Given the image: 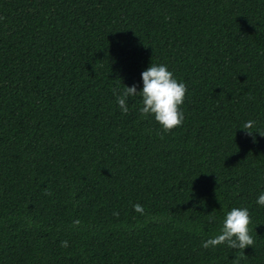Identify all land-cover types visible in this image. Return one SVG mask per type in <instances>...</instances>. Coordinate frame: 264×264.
Segmentation results:
<instances>
[{"label": "trees", "instance_id": "trees-1", "mask_svg": "<svg viewBox=\"0 0 264 264\" xmlns=\"http://www.w3.org/2000/svg\"><path fill=\"white\" fill-rule=\"evenodd\" d=\"M150 63L187 89L168 132L116 104ZM248 120L264 135V0H0V264H264ZM241 206L253 245L202 247Z\"/></svg>", "mask_w": 264, "mask_h": 264}, {"label": "clouds", "instance_id": "clouds-1", "mask_svg": "<svg viewBox=\"0 0 264 264\" xmlns=\"http://www.w3.org/2000/svg\"><path fill=\"white\" fill-rule=\"evenodd\" d=\"M142 87L137 90V85L125 86L123 90H114L116 93V104L120 111L127 114L129 111L128 100L131 97H140L138 111L142 117H151L162 131L168 132L174 127L180 126L184 120V112L181 107L185 100L187 91L183 81L179 80L167 64L150 63L141 73ZM254 120L245 121L242 129L249 135L255 126ZM255 203L257 207L264 208V191L259 192ZM134 208L143 212L141 205L136 204ZM216 217L209 216V222H215ZM251 217L247 207H232L224 211L217 234L206 239L202 247H216L224 245L229 249L243 250L246 246L253 245V237L249 229ZM66 246V242H65Z\"/></svg>", "mask_w": 264, "mask_h": 264}]
</instances>
